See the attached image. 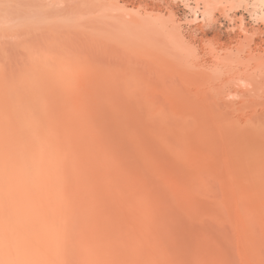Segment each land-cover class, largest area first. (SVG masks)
<instances>
[{
    "label": "bare ground",
    "instance_id": "obj_1",
    "mask_svg": "<svg viewBox=\"0 0 264 264\" xmlns=\"http://www.w3.org/2000/svg\"><path fill=\"white\" fill-rule=\"evenodd\" d=\"M22 64H0V264H264L259 114Z\"/></svg>",
    "mask_w": 264,
    "mask_h": 264
},
{
    "label": "rangeland",
    "instance_id": "obj_2",
    "mask_svg": "<svg viewBox=\"0 0 264 264\" xmlns=\"http://www.w3.org/2000/svg\"><path fill=\"white\" fill-rule=\"evenodd\" d=\"M27 61L127 85L142 110L179 92L264 120V0H0V64Z\"/></svg>",
    "mask_w": 264,
    "mask_h": 264
}]
</instances>
